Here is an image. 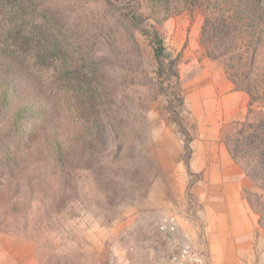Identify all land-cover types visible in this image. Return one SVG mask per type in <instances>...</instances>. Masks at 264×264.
I'll list each match as a JSON object with an SVG mask.
<instances>
[{"label": "rangeland", "instance_id": "1", "mask_svg": "<svg viewBox=\"0 0 264 264\" xmlns=\"http://www.w3.org/2000/svg\"><path fill=\"white\" fill-rule=\"evenodd\" d=\"M128 1L26 0L23 9L8 3L9 18L47 23L61 37L66 55L57 65L74 70L71 85L82 75L94 91L106 142L90 141L89 161L78 162L69 178L23 151L15 164L0 156V264H168L179 241L160 229L169 218L206 264H264V231L243 198L250 182L240 166L250 234L235 200L220 204L205 194L212 183L204 172L222 173L226 158L234 162L223 137L245 118L247 95L233 90L219 61L204 56L201 18L181 9L182 0H139L178 58L183 101L173 114L168 96L157 93L144 37L123 22ZM174 115L191 138L189 153ZM94 124L88 112L76 121L77 157L81 130L93 140Z\"/></svg>", "mask_w": 264, "mask_h": 264}, {"label": "trees", "instance_id": "2", "mask_svg": "<svg viewBox=\"0 0 264 264\" xmlns=\"http://www.w3.org/2000/svg\"><path fill=\"white\" fill-rule=\"evenodd\" d=\"M11 1L0 0V11L4 8L0 20V156L15 164L16 154L23 151L28 158L48 160L69 178L78 162L89 161L90 141L106 142L95 94L85 86L82 75H77V85L70 84L74 74L70 66L58 67V59L66 55L61 37L47 23L9 18ZM14 1L23 9L26 0ZM181 4V9L201 18L204 56L219 61L233 90L248 97L245 118L230 123L223 140L250 182L243 198L264 231V0H182ZM122 9L127 28L138 31L150 49L157 93L168 96V109L177 114L173 104L181 106L183 101L177 87L178 58L168 52L163 34L139 0L126 2ZM62 89L66 97L61 100ZM85 112L94 117V137L89 140L88 130H81L77 157L73 129ZM172 120L182 125L177 115ZM181 131L189 153L191 138L184 126Z\"/></svg>", "mask_w": 264, "mask_h": 264}, {"label": "crops", "instance_id": "3", "mask_svg": "<svg viewBox=\"0 0 264 264\" xmlns=\"http://www.w3.org/2000/svg\"><path fill=\"white\" fill-rule=\"evenodd\" d=\"M221 165L223 167L222 173L212 175L207 174V171L204 172V179L212 183L209 188H206V197H210L215 201H220V204L225 202L226 205L229 200H235L237 207L240 205V210H237V215L243 220L244 232L250 234L253 228V217L249 214L248 209L244 205L241 194L242 171L238 165L227 158ZM211 211L210 209V212ZM219 216L221 217L220 221L226 220V216L223 217V213H220ZM178 230L179 232L177 235L180 237V233L185 232V230L183 227H180V229L178 227Z\"/></svg>", "mask_w": 264, "mask_h": 264}, {"label": "built area", "instance_id": "4", "mask_svg": "<svg viewBox=\"0 0 264 264\" xmlns=\"http://www.w3.org/2000/svg\"><path fill=\"white\" fill-rule=\"evenodd\" d=\"M161 230L170 234L179 232L174 218H169ZM168 264H206L204 255L191 243V237L186 232H181L175 251L171 254Z\"/></svg>", "mask_w": 264, "mask_h": 264}]
</instances>
